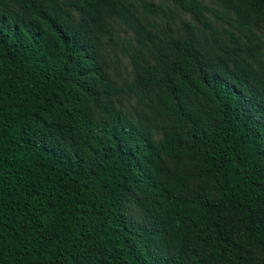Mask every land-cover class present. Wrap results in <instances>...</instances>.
Wrapping results in <instances>:
<instances>
[{
	"label": "trees",
	"instance_id": "trees-1",
	"mask_svg": "<svg viewBox=\"0 0 264 264\" xmlns=\"http://www.w3.org/2000/svg\"><path fill=\"white\" fill-rule=\"evenodd\" d=\"M167 1L0 0V264H264V0Z\"/></svg>",
	"mask_w": 264,
	"mask_h": 264
},
{
	"label": "rangeland",
	"instance_id": "rangeland-1",
	"mask_svg": "<svg viewBox=\"0 0 264 264\" xmlns=\"http://www.w3.org/2000/svg\"><path fill=\"white\" fill-rule=\"evenodd\" d=\"M135 3H139V1L141 0H132ZM152 1L155 5H157L158 7L163 9L164 4H168L167 0H150ZM204 3L208 4V0H202ZM178 17L181 18H188L187 14L184 13H178L177 14ZM157 20V18H156ZM258 34L261 36V38L264 40V27L261 30H258ZM118 35L120 36V38H122V43H124V41L126 40V34L122 31V29L118 28ZM121 47L119 45H117L116 47H114V53L112 55V60L113 63L112 65L115 66V70L117 73V76L115 77L116 80L119 78H129V76H127L128 71H129V64L127 61V57L126 55L123 53V51L120 49ZM121 81H117L118 86H121ZM123 101H126L125 99Z\"/></svg>",
	"mask_w": 264,
	"mask_h": 264
}]
</instances>
